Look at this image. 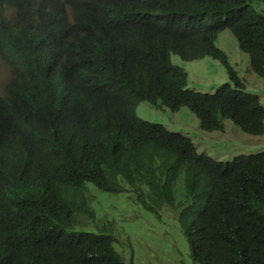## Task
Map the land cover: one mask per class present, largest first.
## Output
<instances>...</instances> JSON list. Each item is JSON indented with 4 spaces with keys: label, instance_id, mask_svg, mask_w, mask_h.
<instances>
[{
    "label": "trees",
    "instance_id": "16d2710c",
    "mask_svg": "<svg viewBox=\"0 0 264 264\" xmlns=\"http://www.w3.org/2000/svg\"><path fill=\"white\" fill-rule=\"evenodd\" d=\"M225 29L264 76V0H0V264H126L92 188L173 213L194 264H264V151L221 161L135 113L185 107L203 131L263 134L215 45ZM171 54L211 57L228 82L191 90Z\"/></svg>",
    "mask_w": 264,
    "mask_h": 264
},
{
    "label": "rangeland",
    "instance_id": "374dc122",
    "mask_svg": "<svg viewBox=\"0 0 264 264\" xmlns=\"http://www.w3.org/2000/svg\"><path fill=\"white\" fill-rule=\"evenodd\" d=\"M12 12L13 9L5 11L7 16ZM215 45L226 54L228 63L242 80L245 90L257 95L264 107V76H257L251 70L247 54L239 50L229 30L225 29L217 35ZM171 61L186 71V86L191 90L212 93L220 84L228 82L223 65L211 57L183 61L171 54ZM6 73V65L0 62V86L6 80ZM135 113L141 119L185 134L198 152L221 161L264 151V132L261 135L247 134L228 119L223 121V131L206 132L199 128L197 118L185 107L172 111L140 102ZM92 192V209L97 219L113 222V246L126 264H194L188 256L185 236L173 213L164 210L156 217L128 199L126 194H109L94 188Z\"/></svg>",
    "mask_w": 264,
    "mask_h": 264
}]
</instances>
